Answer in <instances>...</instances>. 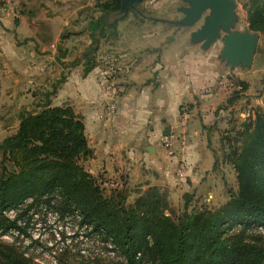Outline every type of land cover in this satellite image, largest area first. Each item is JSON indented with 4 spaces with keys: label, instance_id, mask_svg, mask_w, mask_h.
<instances>
[{
    "label": "rangeland",
    "instance_id": "rangeland-1",
    "mask_svg": "<svg viewBox=\"0 0 264 264\" xmlns=\"http://www.w3.org/2000/svg\"><path fill=\"white\" fill-rule=\"evenodd\" d=\"M105 1L0 0V143L17 134L20 114L38 111V106L45 101V94L53 92L56 87L57 90L51 97L52 106H68L76 112L71 98L64 100L63 86L72 72L78 70L84 75V57L92 43L88 23L96 22L100 18L102 11L98 5ZM187 1L137 0L133 5H129L127 12H124V20L118 23L116 30L106 29L104 33H96L99 48L94 57L98 65H106V60L102 57L143 55L146 45L139 41H144L154 33L159 36L155 43L157 53L163 52L170 42L175 41L178 47L173 53L178 57H187L190 52V57L194 56L193 53L221 57L225 44L223 39L228 37L227 33L221 31L219 39L208 48H203V42L196 45L192 41V33L201 29L210 12L203 13L200 21L191 27L174 25V22H180L186 17L177 9L182 6L189 7L190 2ZM244 29L241 20L231 31L243 32ZM17 45L16 57H20L21 62L13 64L6 58V54L2 53V49L12 55L11 50ZM65 58L67 61H64ZM239 72L242 73L241 76L230 72L231 74L221 77L218 84L222 79L232 77L246 83L248 90L239 99L233 114L225 115L207 127L209 148L215 154L214 159L217 162V168L212 171L216 189L197 188L189 193L175 194L165 188L133 184L127 187L124 185L121 190L105 191V194L110 196L114 191H122L126 200L125 206L130 208L138 198L156 188L159 196L164 198L170 207L167 213L174 211L177 215L185 211L186 202L189 204V211L202 208L213 210L228 202L231 191H238L237 175L228 158L231 153L230 142L233 140L234 144L240 143L246 129V121L253 123L257 114L264 110L263 37L259 38L252 67L240 68ZM250 106L251 108H248ZM222 108L226 109L225 106ZM220 110L221 108L218 110V116L222 115ZM84 166L88 171L86 163ZM8 167L10 170L15 169L11 164ZM1 173L0 157V176ZM105 179H99V184ZM212 193L215 195L214 200L209 196ZM46 199L47 197L42 204L30 199L18 210L5 212L4 216L11 221L23 215L18 224L24 232L13 229L2 234L0 228V242L17 248L35 264L124 263L112 241L103 233L95 231L93 226L82 224L83 218L78 212L67 217H62L56 212L54 204L60 202L59 195H53L51 205L45 203ZM32 204L35 205L31 207ZM241 231L242 227L236 226L228 235L239 234ZM245 238L248 241L260 239L264 242V231L248 230Z\"/></svg>",
    "mask_w": 264,
    "mask_h": 264
},
{
    "label": "trees",
    "instance_id": "trees-1",
    "mask_svg": "<svg viewBox=\"0 0 264 264\" xmlns=\"http://www.w3.org/2000/svg\"><path fill=\"white\" fill-rule=\"evenodd\" d=\"M241 2L250 30L264 36V0ZM122 4L123 0H106L98 5L100 18L88 23L92 43L84 57V76L98 66L96 33L117 29L125 17ZM236 83L230 105L248 90L246 83L237 79ZM262 86L264 93V78ZM55 90L57 87L45 94L38 111L21 113L17 134L0 143L2 234L13 229L24 232L18 224L23 215L11 221L5 212L18 210L30 199L42 204L47 197L45 203L51 205L53 195H59L56 212L62 217L78 212L82 224L93 226L112 241L124 259L122 264H264V242L245 238L248 230L264 231V110L253 123L246 121L240 143L230 142L228 158L237 175L238 191H231L229 201L217 209L189 211L186 202L185 211L177 215L167 213L170 207L156 188L130 208L125 206L122 191L105 194L99 184L101 177H94L84 166L93 151L83 118L71 107L52 106ZM9 164L15 169L10 170ZM236 226L242 231L228 235ZM0 264L35 263L17 248L0 242Z\"/></svg>",
    "mask_w": 264,
    "mask_h": 264
},
{
    "label": "crops",
    "instance_id": "crops-1",
    "mask_svg": "<svg viewBox=\"0 0 264 264\" xmlns=\"http://www.w3.org/2000/svg\"><path fill=\"white\" fill-rule=\"evenodd\" d=\"M241 1L235 0L236 25L242 20L243 32L264 38L250 30ZM184 8L188 7L177 10L183 13ZM158 40V34L154 33L139 41L146 45L147 52L143 55L102 57L106 60L105 66L98 65L86 76L74 71L64 83V100L70 97L76 114L83 118L93 151L86 166L94 177L115 178L125 187L144 184L175 194L197 188L216 189L212 173L215 159L209 148L207 127L235 112L239 100L233 105L228 101L237 89L225 91L218 80L230 72L241 76V67L231 69L221 57L198 53L178 57L173 53L178 47L175 41L157 53ZM17 47L12 48V55L2 49L13 64L21 62L20 57H16ZM182 107L189 109L191 118L184 149L187 169L185 177L179 178L177 161L182 148L178 136ZM220 108L222 115L218 116ZM164 135L174 137L172 153L160 143ZM209 196L214 200V193Z\"/></svg>",
    "mask_w": 264,
    "mask_h": 264
},
{
    "label": "water",
    "instance_id": "water-1",
    "mask_svg": "<svg viewBox=\"0 0 264 264\" xmlns=\"http://www.w3.org/2000/svg\"><path fill=\"white\" fill-rule=\"evenodd\" d=\"M136 1L123 0L122 12H127L128 6L133 5ZM187 2H190L189 7L182 9L186 17L180 22H174V25L191 27L200 21L203 13L210 12L201 29L192 33L193 43L204 42L203 48H208L219 39L221 31H223L228 34V37L223 39L225 44L221 59L226 60L231 69L238 66L242 69L251 68L259 37L256 34H250L249 31H231L237 22L235 0H188Z\"/></svg>",
    "mask_w": 264,
    "mask_h": 264
},
{
    "label": "built area",
    "instance_id": "built-area-1",
    "mask_svg": "<svg viewBox=\"0 0 264 264\" xmlns=\"http://www.w3.org/2000/svg\"><path fill=\"white\" fill-rule=\"evenodd\" d=\"M220 87L225 91H233L237 87L236 80L232 77H226L220 81ZM191 118L190 111L187 107L182 108L180 115V124H179V136L178 139L181 144L180 157L178 159V169L177 175L179 178H184L187 164L185 160L184 149L188 143V126ZM161 145L167 149L170 153L173 152L174 146V137L170 135H164L160 140ZM124 186V183L115 178H107L101 182V187L107 191L121 190Z\"/></svg>",
    "mask_w": 264,
    "mask_h": 264
}]
</instances>
